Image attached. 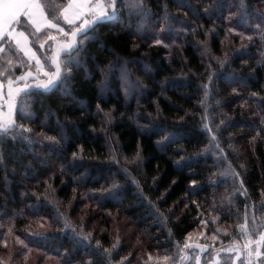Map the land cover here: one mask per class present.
Segmentation results:
<instances>
[{"label":"trees","instance_id":"16d2710c","mask_svg":"<svg viewBox=\"0 0 264 264\" xmlns=\"http://www.w3.org/2000/svg\"><path fill=\"white\" fill-rule=\"evenodd\" d=\"M66 2L56 0L57 4ZM143 2L153 15L140 25V35L132 33L142 17L129 16V9L122 8L121 19L97 27L99 39L87 44L69 87L33 89V93H44L39 97L43 105L31 107L34 119L19 120L15 115L18 123L36 132L46 121L51 128L44 131L50 135L59 131V121L69 142L49 147L47 141L28 145L17 140L0 146V228H11L33 247L63 262L65 251L71 255V264H86L89 259L94 264H110L140 252H171L199 227L204 216L216 213L222 222H233L242 217L245 204L247 212L251 208L264 211V41L258 35L251 41L241 40L227 32L234 25L220 17L227 16L239 0H221L223 7L211 18L204 9L212 0ZM247 3L255 25L264 5L258 0ZM53 10L49 9L57 15ZM165 10L174 17L172 27L165 31L167 47L151 39L165 23ZM32 47L38 55V44ZM16 54L27 62L22 52ZM225 54L228 61L221 68L219 60ZM110 67L108 88L102 90L97 85ZM122 67L127 69L126 78ZM204 84L209 86L207 97ZM253 92L259 95L252 96ZM97 104L103 112H98ZM106 112H111V119ZM205 115L214 130L217 125L222 129L217 132L222 153L201 127ZM159 129L176 133V138L157 143L166 135ZM81 148L83 159L76 163L82 166L67 167L72 152ZM61 164H65L63 171ZM228 165L240 172L247 200L236 191L239 182L234 187V179L224 176ZM117 171L122 187L114 197L92 191L107 188ZM149 201L163 215L149 214L156 211ZM56 209L69 211L78 226L85 224L92 237L86 246L70 239L71 229L61 231L64 225L54 219ZM41 217L53 221L47 238L30 235L45 232L37 230ZM124 219L135 227L134 232L124 231L120 225ZM118 232L123 236L121 245L113 249ZM105 248L111 253H104Z\"/></svg>","mask_w":264,"mask_h":264},{"label":"snow or ice","instance_id":"6c2138e0","mask_svg":"<svg viewBox=\"0 0 264 264\" xmlns=\"http://www.w3.org/2000/svg\"><path fill=\"white\" fill-rule=\"evenodd\" d=\"M258 3L264 5V0H258ZM129 9V16L139 15L142 19L137 25V30L133 32V35H140V25H142L145 20L153 15L152 10L143 2V0H67L65 4H57L56 0H48L45 4L42 0H0V58L3 62L0 63V146H2L6 141L15 142L19 140L21 143H26L32 145L35 143L44 144L45 141L48 142L49 147H58L62 142L68 143L69 138L66 137L64 133L63 124L59 121L57 126L59 131L55 135H50L48 132L44 131L45 128H51V126L46 122L42 121L39 125L40 131L36 132L34 128L26 126L23 123H18L19 120H33L34 112L31 107L37 103L41 106L43 105V100L39 99L44 95L43 92L33 93V89H44L45 91L50 90L55 87L63 86L68 88L73 79V70L80 66L83 60V53L87 50V44L98 40L99 37L96 33V29L102 26L105 22L121 19L122 18V8ZM223 7L221 0H212L205 9L204 13L212 17L214 12H218ZM54 9L57 15H53L52 11L49 9ZM195 12V10H194ZM197 18H199V13L195 12ZM223 20L227 21L231 26L227 29L228 33H236L240 36L241 40L251 41L253 35H258L262 41H264V13H261L258 17L259 22L255 25L252 24L250 17L249 6L247 0H239L237 5H234L228 10L227 16H221ZM162 20L165 23L160 24L159 33H152L151 39L152 43L156 45H164L165 39L168 37L165 35V31L170 29L173 25L174 17L165 10ZM122 22V20H121ZM128 27L132 28V22L129 21ZM198 27H203L199 25ZM195 31V29H193ZM213 31V29H209ZM247 33H252L248 35ZM207 34V33H206ZM159 36H164V39L158 38ZM30 37L35 39L30 40ZM203 43V42H202ZM38 44L40 48H45L49 46L51 52L46 56L42 62L41 58L36 55L30 45ZM136 47V45H134ZM22 52L25 57H27V68L21 71L20 68H16L13 64V56L16 53ZM34 61V65L32 64ZM228 61V55L225 54L223 59L219 60V65L223 68ZM17 63H19V58H17ZM125 64L128 63L127 60L124 61ZM45 65H48V70L45 71ZM102 71H105L102 69ZM122 77L126 78L128 73L126 68H121ZM16 72H20V75H15ZM111 73V67L107 70V74L103 81H101L97 87L102 90L108 88V79ZM43 77V78H41ZM209 81L213 79V74L210 73L208 77ZM5 81L7 82V92L4 91ZM29 81H35L36 83L30 84ZM135 85V82H132ZM205 92V97L208 96V84L202 85ZM235 92L236 90L233 89ZM127 95V90H126ZM252 96H258L259 93L253 92ZM19 96L22 99L19 103L18 112L16 113L17 118H14L13 112L17 108L15 103L16 97ZM26 98V99H24ZM99 98H103V91ZM201 105L204 104L202 100ZM261 104L264 105V100H261ZM98 112H103L100 105L97 104ZM49 111H51L49 109ZM106 117L111 119V112L104 113ZM208 117H201V127L208 133L211 134L210 142H213L215 147L218 149L219 153L223 152L220 147L219 138L217 132L222 131L219 125L216 126L215 130L207 123ZM264 122V118H262ZM224 122L221 121V124ZM151 131L152 129H145ZM164 131L166 135L161 141L157 143H171L176 138V133H167L166 129H159ZM264 130V129H262ZM39 137V140L36 139ZM139 153H137V157ZM83 159L82 148L79 152L73 151L71 154V160L68 162L67 167H79L82 165H77L76 161ZM116 163H119L117 160ZM0 166H3L2 151H0ZM243 168V165H240ZM65 168V164L60 165L61 171ZM120 172L113 174L111 183L107 188L101 187L100 189H93V192H100L102 196L114 197L116 191H118L122 186L119 183L117 177ZM234 187L235 182H239V187L236 188L237 192L245 196L247 200V189L244 188V181L240 179V172H234ZM193 184L196 181H192ZM264 192V190H262ZM35 194V193H34ZM25 196V193H21ZM27 198V197H26ZM39 199V196H37ZM152 208H155V212H150L151 215H163L160 213L159 208L149 201ZM38 210L39 206H34ZM248 205L245 204V212L243 213V223H238L237 228L240 229V235L245 238L243 244V253L240 247L229 246L227 249L221 248L220 251H231L235 253V257L238 258L241 254L246 255L247 264H253V258H261L258 260L257 264H264V217H262L261 223H255V216L251 217L252 225H249V215L247 212ZM261 208H264V203L261 204ZM223 211V209H221ZM57 217L54 218L57 222L63 221V232L65 229H71L70 239L78 241L79 245L86 246L85 241H89L92 237L90 233L85 232L81 226L77 229L76 225L72 224L71 221L65 217V214L59 209H56ZM229 217L232 215L231 209L228 210ZM238 216L240 215L237 209ZM167 220V217H164ZM45 218H40V227H45ZM201 223H206V221H201ZM53 221L47 222V227H52ZM11 231V230H10ZM170 231V230H169ZM33 237H43L47 238V232H34L30 234ZM191 234L185 238V243L182 247L178 244V251L183 253L185 248L193 247L187 241ZM119 240V237H117ZM14 243L23 244L26 252L23 255H27V252H31L32 249L25 244L24 240L21 239L19 235L14 238ZM237 242L235 239L232 244L235 245ZM9 244L6 234L0 237V245L7 247ZM97 247H100V241L96 242ZM116 245H113L115 248ZM194 247L203 249L207 247L204 244H196ZM39 251V248L37 249ZM75 251V248L73 249ZM111 249H104V253H111ZM65 257L64 264H71V255L67 251L63 254ZM91 255V253H89ZM47 258V253H45V259ZM187 254L185 253L183 259H187ZM126 258H122L125 260ZM168 259V257H164ZM196 264H200V257L197 255L195 257ZM86 264H94V262L89 259ZM235 264V260H233Z\"/></svg>","mask_w":264,"mask_h":264},{"label":"rangeland","instance_id":"374dc122","mask_svg":"<svg viewBox=\"0 0 264 264\" xmlns=\"http://www.w3.org/2000/svg\"><path fill=\"white\" fill-rule=\"evenodd\" d=\"M91 2L94 3V0H91ZM50 52H51V48L46 45L45 48H40L38 57H40L43 62L44 58L48 56ZM17 58H19V63H17ZM12 59H13V64L16 68H20L21 71L26 70L28 66L27 62L23 59L21 55L19 56L16 54V56H13ZM2 62L3 60L2 58H0V63ZM34 63L35 62L33 61L32 64L34 65ZM44 70L45 71L48 70V65H45ZM15 75H20V72H16ZM29 83L34 84L36 82L29 81ZM5 86L7 87L6 81H5ZM131 86H134V88L136 89L135 85H131ZM21 99L22 98L19 96L16 97L15 103L17 105V108H15L13 112L14 118L16 112L18 111L19 103ZM206 122H209V120L207 119ZM209 135L211 137L210 133ZM212 146H215L214 143L212 144ZM221 146H223L222 143H220V147ZM224 157L226 159L225 153H224ZM230 166L231 165L224 167V171L226 172L224 176H231L232 179H234L233 173L237 171ZM96 210L98 209L96 208ZM255 210L257 211L255 212ZM63 213L65 214V217H67L71 221L72 224L76 225V227L79 228V226L80 227L82 226L85 232L88 230L85 227V224H81L78 226L76 224V220L70 216L69 211ZM248 215H249V225H252L251 217L253 216H255V223L260 224L262 217H264V211L259 213V209L251 208L248 212ZM201 221H206V223L203 224L200 223L199 227L190 233L191 236L187 241L190 245H193V247L185 248L183 253L178 251V244H177L175 246V249L171 252L168 251L166 252L161 250L159 251L155 250L153 252H142V253L140 252L131 257H124L126 258L125 260H122L123 257L118 261L113 260L112 263L110 264H196L195 257L197 255L200 257V264H233V260H235V264H247V258L246 255L244 254H241L238 258H236L235 253L231 251H220L221 248L227 249L229 246H234V247H240L241 252L243 253L244 250L242 246L245 242V238L242 235H240V229L236 227L238 223H243V214L240 219L238 220L234 219L233 222L232 221L222 222L221 216L216 213H212L208 217L204 216ZM39 222L40 221L37 222L38 231L46 232L50 230L51 227L50 228L47 227L48 220L44 221L45 227H40ZM127 224H129L127 219H124L122 223H120V225L124 228V231H127L128 233L134 232L135 227ZM62 225H63V221H62ZM0 229L2 230V236L6 234V238L9 241L8 246L4 247L2 245L1 247L2 249L0 250V262L2 264H38L39 261L41 262L40 264H64L63 261H61L60 259H59L60 261L57 260V257L52 256L50 254H47V258L45 259V253H46L45 251H43L42 249H39L38 251L37 250L38 248L33 247L31 244H29L26 241V239L20 236L21 239L24 240L25 244H28V246L32 249L31 252H27L25 258V255H23V253L26 252L24 245L19 243H14V238L18 234L15 233L9 227L6 228L2 227ZM117 237H119V240H117ZM122 238L123 236L121 232H118L114 241L115 242L114 245H116L115 248H118L121 245ZM234 239L237 242L235 245L232 244ZM184 243L185 240L182 243H180L179 246L182 247ZM196 244H204L207 245V247H205L203 251H201V249L194 247V245ZM185 253L187 254L188 257L187 259H183ZM164 257H168V259L166 260L164 259ZM40 259H42V261ZM259 259L261 258L254 257L253 264H257Z\"/></svg>","mask_w":264,"mask_h":264},{"label":"crops","instance_id":"0c3cea01","mask_svg":"<svg viewBox=\"0 0 264 264\" xmlns=\"http://www.w3.org/2000/svg\"><path fill=\"white\" fill-rule=\"evenodd\" d=\"M31 47H32V45H30ZM32 49H33V47H32ZM33 51H34V49H33ZM36 55H37V53H36ZM38 56V55H37ZM33 62V61H32ZM7 87L6 86H4V91H5V93L7 92Z\"/></svg>","mask_w":264,"mask_h":264}]
</instances>
